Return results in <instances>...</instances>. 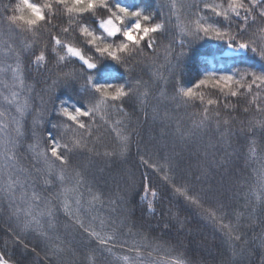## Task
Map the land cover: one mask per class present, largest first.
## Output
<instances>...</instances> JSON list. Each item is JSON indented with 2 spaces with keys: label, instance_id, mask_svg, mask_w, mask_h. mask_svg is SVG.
Here are the masks:
<instances>
[{
  "label": "trees",
  "instance_id": "1",
  "mask_svg": "<svg viewBox=\"0 0 264 264\" xmlns=\"http://www.w3.org/2000/svg\"><path fill=\"white\" fill-rule=\"evenodd\" d=\"M18 2L0 0V66L6 69L0 76V108L19 120L18 153L22 165L32 167L34 151L29 145H35L36 151L45 149L47 130L53 123L60 122L58 109L61 101L72 105L80 99L87 102L90 96L86 95L82 76H77L71 83L61 79L64 72H79L81 62L76 58L70 57L58 63L54 53L51 58L46 54V59L39 65L35 62V55L48 40V25L41 26L38 33L41 39L35 43L28 38L29 33L9 29L4 17L11 14V8ZM30 2L43 6L45 0ZM120 2L146 9L158 20L166 21V27L158 37L155 51L132 56L126 65L114 61L98 65V82L126 83L135 91L124 100L122 111L118 105L101 103L92 124L94 129H98L93 134L99 137L96 149L117 154L104 159L81 151L73 158V164L86 169L88 185L103 193L102 202L95 203L91 209L85 202L90 197L84 193L79 214L85 220V226L90 224L103 237H115L107 245L110 253L107 248L95 253L96 264H124L118 258L136 255L129 251L134 241L150 245L140 248L138 262H176L183 259L188 264H264V204L257 201V195L261 194L257 185L258 174L264 166V128L256 123L264 120V111H257L255 105L249 103L252 95L259 92L257 103L264 108V87L254 86L251 94L245 93L227 101L220 90L211 85L196 89L204 93L205 100L218 99L220 103L209 106L211 122L195 132L194 121L201 119L205 105L198 100L185 103L183 98H174L178 97L180 88L192 86L206 73L218 76L245 70L264 71V59L259 56V52L264 50V34L258 31L260 26H264V21L258 19L247 34L238 37L243 40L251 37L255 41L256 53L229 52L226 39L201 33V39L193 41L185 31V25L199 16L205 17L204 22L221 19L215 17L210 9L203 8L204 0H175L174 9L171 8L172 0ZM208 2L226 4V0ZM5 6L9 8L8 13H5ZM61 11L62 15L52 23L66 27L67 13ZM98 15L104 16L105 13ZM229 23L235 32L237 20L225 21L226 26ZM97 34L102 35V31ZM63 38L81 47L86 55L91 54L90 46L78 30ZM4 41L17 50L25 49L19 61L24 87L17 85L21 102L28 101L22 115L16 112L15 105H9L5 100L8 91L4 85L12 83L8 66L15 67L16 61L14 56L3 54ZM59 53L64 51L59 50ZM137 81L141 82L139 86ZM225 103L229 107H225ZM217 112L219 128L215 118ZM224 120L229 123L224 124ZM9 127L16 125L10 124ZM117 132L130 136L127 151L123 153L120 152ZM89 147H92L91 143ZM225 153L230 159L227 171L216 163ZM141 157L158 167L163 166L164 170L154 172L141 162ZM204 173H207L206 178ZM142 174L149 176L151 186L157 189L154 212L147 210V202L144 201ZM166 175L171 178L169 181L164 180ZM173 185L191 189L189 194L197 196L200 205L187 201L181 193L174 191ZM58 190L59 185L44 187L37 183V191L42 195ZM81 191L84 192L83 189ZM28 193L31 194L30 188ZM16 197L10 202L0 192V253L5 259L13 264H89L87 254L97 247V242L72 227L73 222L65 214L60 201L54 202L53 229L48 228L46 220H42L39 227L24 228V211H27L28 202L20 200L19 191ZM109 199L117 201L116 212H112L114 206L108 203ZM16 208L23 211L17 215ZM43 208L44 204L40 203L39 209ZM210 212H215L217 219L210 218ZM101 221H104L103 226ZM221 224L240 225L246 244L233 245L227 235L228 228L221 227ZM9 227L12 232L8 231ZM17 235L23 243L17 241ZM125 241L128 243L124 244ZM234 248L237 255H233ZM241 250L242 255L239 254Z\"/></svg>",
  "mask_w": 264,
  "mask_h": 264
},
{
  "label": "snow or ice",
  "instance_id": "2",
  "mask_svg": "<svg viewBox=\"0 0 264 264\" xmlns=\"http://www.w3.org/2000/svg\"><path fill=\"white\" fill-rule=\"evenodd\" d=\"M171 8H176L175 0H172ZM203 8L210 9L215 17L221 19L204 22L205 17L199 16L194 21H189L185 25L187 35L193 38V41L201 39L203 36H214L217 39H226V47L229 52H257V48L253 46L255 41L238 39L247 34L248 29L257 23V20L264 21V0H226V4H213L204 0ZM36 10L34 13L31 10ZM67 13L68 22L66 27L53 24L52 20L62 15V11ZM29 11V15H25V11ZM171 10V9H170ZM9 12L8 6H5V13ZM105 13L104 16L98 13ZM233 18L237 20L236 31H232L231 24L225 25V21H231ZM10 30L21 29L29 33V39L34 43L39 42L41 37L38 33L42 25H48V40L43 44L38 55H35V62L39 65L41 61L49 58L55 53L57 62H65L67 58H76L80 64L79 72H64L61 79L71 83L77 76H82L87 88L86 95L90 96L87 102L84 99L77 100L72 105H67L61 101L58 109V121L51 125V129L47 130L46 147L42 151H36L35 145L30 144L29 148L33 149V165L25 167L21 163V157L18 153L20 142L19 120L15 116H9L8 112L0 108V178L3 183L0 184V192L8 197L9 201H14L17 191L20 192V200L28 202L27 211H24L25 220L24 228H30L32 225L41 226V221L46 220L48 228L51 230L55 227V210L54 202L60 201L65 214L71 219L72 227L81 232L85 237L95 240L97 247L87 254L89 264H96L97 257L95 253L107 248L108 242L115 239L114 236L103 237L90 224L86 227L85 220L80 216L82 207V198L84 193L90 199L85 201L91 209L95 203L102 202L103 193L95 190L88 185L86 169L79 165L73 164L74 156L81 151L91 153L97 158L109 159L115 156V151L105 150L103 152L96 149L99 137H94V129L92 124L95 123L97 111L101 103L107 102L110 106L118 105L119 110H123V102L131 97L135 89L126 83L113 84L110 82H98L96 73L98 65L105 61H114L117 64H124L132 56L144 55L147 51H155L159 43L158 37L166 27V21L158 20L153 14L147 13L146 9L139 6H128L120 2V0H45L43 6L30 2V0H19L11 8V14L4 17ZM79 32L80 36L86 39L89 47L90 55H86L81 47L75 46L74 43L67 42L63 37L70 34L71 31ZM102 31V35L98 32ZM258 31L264 34V26H260ZM112 42H109V41ZM94 49V51H93ZM59 50H64L65 54H59ZM3 54L5 56H14L16 66H8L12 73V83H5L4 88L8 91L5 100L9 105H15L16 112L20 115L28 107V101L23 103L20 100L19 88L24 87L23 77L20 75V58L25 54V49L21 47L19 50L13 48L3 42ZM184 53H181L183 55ZM259 56L264 59V50L259 52ZM127 70V69H126ZM6 69L0 66V76L5 73ZM137 81V86L140 85ZM211 85L218 88L223 94L225 101L232 97H239L245 93L251 94L253 87H264V71L257 72L243 71L234 72L232 74L215 75L206 73L203 78L198 79L192 86L179 89L178 97L183 98L184 102L198 100L205 105L203 115L198 121H194V132L207 126L211 122L209 115V106L219 105L218 99L209 98L205 100L204 93L196 89L201 86ZM259 92L252 95L249 103L254 104L257 111H264L260 104L257 103ZM229 107L227 103L224 105ZM247 111V109H245ZM62 118H67L62 120ZM167 118V117H165ZM217 127L220 126L219 112L215 113ZM91 120L92 123H88ZM120 123V122H117ZM228 124V120L223 121ZM261 128H264V120L257 121ZM16 125L10 128L9 125ZM63 129L61 133L60 130ZM126 131V130H125ZM252 131V128H249ZM59 133V134H58ZM68 133L72 135L69 136ZM194 134V133H193ZM183 135V134H182ZM120 143V152L127 151L130 136L124 132H117ZM92 147H89V144ZM225 143H227L225 138ZM141 162L155 171H163L164 167H158L155 163H150L148 159L141 157ZM217 165L228 170L230 159L225 155L216 161ZM36 165H40L37 167ZM171 170V162L168 164ZM206 178L207 173L203 174ZM171 178L165 176L164 180L169 181ZM200 179V177H197ZM40 182L44 187H56L59 190L55 193H49L47 196L37 191V183ZM87 185V187H86ZM257 185L261 194L257 195V201L264 204V166L259 171ZM141 186L145 192L150 191L153 198L157 197V189L151 186L150 177L142 174ZM31 189L29 195L28 189ZM174 191L181 193L184 198L196 205H200L197 196L190 195L191 189L187 187H176L173 185ZM84 190L82 192L81 190ZM212 192L211 187L209 193ZM118 199L122 200L121 197ZM40 203L44 204L42 210L39 209ZM109 204L113 205L112 212H116V200L109 199ZM75 205V210H73ZM123 209H121L122 211ZM147 210L154 212V202L149 201ZM23 211L22 208H16L15 212L19 215ZM210 218L217 219L215 212L209 213ZM95 219V218H94ZM126 223V221H124ZM104 221H101L103 226ZM221 227L228 228V238L233 245L240 246L246 244L243 232L240 231V225L232 226L231 224ZM9 232L13 229L9 227ZM17 241L19 236L16 237ZM128 242L125 241L124 244ZM264 243V239H262ZM124 244L121 247H124ZM27 248V245H24ZM140 241H134L129 251H134L136 255L123 256L118 259L123 260L124 264H137L140 258V248L148 247ZM34 251V249L32 250ZM110 253L111 249L107 248ZM235 248L233 255H237ZM243 254V250L239 253ZM0 264H10V261L4 258L0 253ZM176 264H188V261L179 259Z\"/></svg>",
  "mask_w": 264,
  "mask_h": 264
},
{
  "label": "rangeland",
  "instance_id": "3",
  "mask_svg": "<svg viewBox=\"0 0 264 264\" xmlns=\"http://www.w3.org/2000/svg\"><path fill=\"white\" fill-rule=\"evenodd\" d=\"M63 51H64V50H63ZM59 54L63 55V54H65V51H64V53H59ZM55 55H56V54H55ZM68 58H70V56H69ZM42 64H44V62H43ZM154 199H155V198L152 197L150 191H148V192H144V201H146L147 204H148L149 201H154ZM137 264H176V262H173V261H160V260H156V261H154V262L149 263V262L143 260V261L138 262Z\"/></svg>",
  "mask_w": 264,
  "mask_h": 264
},
{
  "label": "clouds",
  "instance_id": "4",
  "mask_svg": "<svg viewBox=\"0 0 264 264\" xmlns=\"http://www.w3.org/2000/svg\"><path fill=\"white\" fill-rule=\"evenodd\" d=\"M35 11H36V10H34V9H33V10H31V12H32V13H34ZM29 14H30V13H29V11H28V10H26V11H25V15L27 16V15H29Z\"/></svg>",
  "mask_w": 264,
  "mask_h": 264
},
{
  "label": "water",
  "instance_id": "5",
  "mask_svg": "<svg viewBox=\"0 0 264 264\" xmlns=\"http://www.w3.org/2000/svg\"><path fill=\"white\" fill-rule=\"evenodd\" d=\"M10 264H12V263H10Z\"/></svg>",
  "mask_w": 264,
  "mask_h": 264
}]
</instances>
